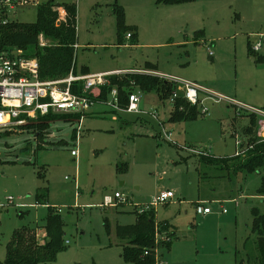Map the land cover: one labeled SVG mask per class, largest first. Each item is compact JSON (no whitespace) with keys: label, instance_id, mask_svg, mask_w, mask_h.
Instances as JSON below:
<instances>
[{"label":"rangeland","instance_id":"374dc122","mask_svg":"<svg viewBox=\"0 0 264 264\" xmlns=\"http://www.w3.org/2000/svg\"><path fill=\"white\" fill-rule=\"evenodd\" d=\"M37 1L9 9L8 20L33 23L38 5L47 1L74 4L76 73L151 65L208 93L199 91V103H190L194 119L176 123L169 121L170 103L174 91L184 96V88L168 81L174 90L166 101L155 91L133 86L130 94L139 97L137 112H112L106 104L95 103L81 124L78 116L57 114L42 120L47 129L40 136L23 126L0 131V262L15 230L37 227V239L44 238L40 227L50 206L60 210L64 221V249L55 264H132L122 256L126 241L116 235V226L135 223L134 211L160 192L171 191L172 200L149 210L161 225L160 239L172 233L169 225L174 231L168 250L156 251L158 262L256 264L251 211L264 214V170L236 174L200 157L230 158L238 149L245 152L249 116L255 120L254 136L261 139L259 115L252 108L264 107V66L254 61L264 56V0ZM116 6L123 9L125 26L136 27L137 45H129L126 36L125 45H118ZM198 31L203 35L195 37ZM39 38L38 46L43 47L41 41L45 46ZM248 44L251 49L260 45L254 60ZM125 72L116 76L140 74ZM43 187L46 205H37V190ZM115 192L122 194V205L102 207ZM202 208L210 213L203 214ZM164 223L168 228L163 229Z\"/></svg>","mask_w":264,"mask_h":264},{"label":"trees","instance_id":"16d2710c","mask_svg":"<svg viewBox=\"0 0 264 264\" xmlns=\"http://www.w3.org/2000/svg\"><path fill=\"white\" fill-rule=\"evenodd\" d=\"M194 0H164L171 4L187 3ZM61 8L64 17L61 18ZM116 18V36L118 45L123 46V38L129 34V45L138 44V33L136 27H128L124 24L123 9L119 6L113 9ZM6 20V23L3 21ZM76 21L77 12L74 4H56L53 1L40 3L37 7L36 20L30 24H23L8 20V12L0 8V53L21 50L22 55L34 57L39 64V76L42 80H56L65 78L69 73L77 75L73 65L74 47L76 45ZM42 36L45 46H38V38ZM195 37L202 36V32H196ZM248 55L253 57L254 50L248 44ZM257 64L264 66V56H257L254 60ZM151 67V66H150ZM85 74V70L82 71ZM108 84L101 87L98 100H106L111 89L116 88L118 92L119 106L124 108L128 104V96L132 92V87H137L141 91H155L163 101L169 99L173 93V86L169 82H164L149 74H135L129 77L109 76ZM129 92H126V90ZM73 92L82 93V83L73 87ZM175 93V91H174ZM199 103V101H198ZM197 103V104H198ZM192 105V104H191ZM184 98L183 94L176 92V97L170 103L169 121L176 123L195 118L194 106ZM264 110V107H263ZM47 117L38 118L35 123H29L25 128H34L38 131V136L47 129V123L42 121ZM75 118L77 115L66 116ZM251 119V120H250ZM249 122L244 129L247 137V147L245 152L235 154L233 157L215 158L208 154H202L200 159L205 164L232 169L234 173L253 174L264 170V140H257L254 134L255 120L249 116ZM47 189L43 187L37 190L36 204L46 205ZM122 205V204H118ZM150 209L136 213L135 223L131 225L116 226L115 233L126 241L122 256L132 264H155L154 249L164 247L168 249L170 242H156V228L158 225L149 211ZM253 215L251 229L256 234V264H264V214H259L257 209L251 211ZM107 222L104 223L106 225ZM164 228L168 225L164 223ZM37 227L35 228V230ZM45 234L42 241L37 239V232L34 229L24 227L15 230L6 247V258L0 264H55L56 257L64 249V221L53 207H47V214L44 224L40 227ZM168 236L173 237V233ZM148 251V255L144 252Z\"/></svg>","mask_w":264,"mask_h":264},{"label":"built area","instance_id":"2783aa9c","mask_svg":"<svg viewBox=\"0 0 264 264\" xmlns=\"http://www.w3.org/2000/svg\"><path fill=\"white\" fill-rule=\"evenodd\" d=\"M29 4H37L34 0H0V8L5 9L7 12L11 8L18 6H25ZM6 23V20L3 21ZM129 34H126V38H129ZM41 38V37H40ZM39 38V40H40ZM41 46L44 43L41 41ZM259 44L253 48L254 51L259 49ZM209 57L213 56V53L209 51ZM137 71L140 74H154L151 72ZM129 71V72H133ZM123 71H114L109 73H98L90 75H74L69 73L65 78L56 80H42L39 76V64L36 58L26 57L22 55L21 50H13L11 52L0 53V131L9 132L14 128L26 126L38 118L45 116H52L57 114H72L77 115L79 123L81 124L85 113L95 103L106 104L112 111H131L137 112L139 97L135 94H129L128 104L125 109L119 106L118 92L116 88L110 90L106 100H98L101 94V87L108 84L109 76H116L123 74ZM128 73V72H125ZM159 78L174 82L184 88V98L191 104L196 105L198 103V93L208 91L190 82L179 80L171 76L158 75ZM82 83V93L77 94L73 92V87L76 84ZM176 97V93L173 94V98ZM259 115V136L261 140H264V110L255 109ZM206 109L202 110L205 113ZM77 132V139L78 134ZM170 134H165L169 136ZM236 145H240V141L235 142ZM243 150H236V154L242 153ZM72 156H77L75 150L71 151ZM174 194L171 191H162L159 195L150 202V204L137 210L141 213L150 209L152 206L160 203H166L172 200ZM10 200V198H8ZM124 201L122 194L115 192L113 196H107L102 203V207L117 206ZM57 213H60L59 209H56ZM203 214H209V208H202ZM222 213H226L223 209ZM160 228H156L155 239L158 242ZM43 239V238H42ZM40 239V241H42ZM170 238L164 236V241L169 242ZM158 247L154 249V256L156 259L155 264H162L157 261ZM148 255V251L144 252Z\"/></svg>","mask_w":264,"mask_h":264},{"label":"crops","instance_id":"0c3cea01","mask_svg":"<svg viewBox=\"0 0 264 264\" xmlns=\"http://www.w3.org/2000/svg\"><path fill=\"white\" fill-rule=\"evenodd\" d=\"M34 1H37V0H34ZM37 3H38V1H37ZM59 10L58 11H60V16H61V18H63L64 17V12H63V10L61 9V8H58ZM255 10V9H254ZM202 32V31H201ZM202 35H203V32H202ZM258 44H256V45H254V46H257ZM251 46V45H250ZM260 47V46H259ZM253 50V49H252ZM151 65H148V67H145L144 69H116V70H110V71H103V72H100V73H107V72H114V71H133V70H140V71H153V72H151V73H155V75L154 74H151V75H153L154 77L155 76H157V77H159L158 75L159 74H161L160 72H157L156 71V68H154V66L153 67H150ZM77 75H82L81 73H76ZM86 75H90V73H85ZM93 74H95V73H93ZM160 80H162L161 78H160ZM164 82H168V81H166V80H164ZM93 106V105H92ZM112 111V110H111ZM113 112V111H112ZM82 123V122H81ZM236 154V153H235ZM54 208V207H53ZM158 228H161V225H159L158 224ZM169 228H170V231L173 233V237H174V231H173V228L169 225ZM169 238H170V240H169V242L171 243V241H172V239H173V237H170V236H168ZM166 250H168V249H166Z\"/></svg>","mask_w":264,"mask_h":264}]
</instances>
